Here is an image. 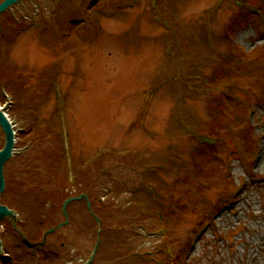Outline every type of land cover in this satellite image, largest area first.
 Instances as JSON below:
<instances>
[{"label": "rangeland", "instance_id": "374dc122", "mask_svg": "<svg viewBox=\"0 0 264 264\" xmlns=\"http://www.w3.org/2000/svg\"><path fill=\"white\" fill-rule=\"evenodd\" d=\"M91 1L20 0L0 14V87L8 77L11 90L1 104L11 107L15 154L22 152L6 164L2 201L15 205L27 188L43 187L45 173L37 169L49 161L40 157L58 149L55 166L69 179L77 172L79 182L62 188L93 194L108 226L92 264L143 249H161L152 254L158 264H264V0H253V13L244 12L238 25L232 20L240 0H133L121 9L119 0H101L104 11L116 10L101 14L92 38L81 32L87 26L62 38ZM47 28L60 37L40 40ZM230 41L248 59L232 54ZM179 66L197 75L183 78ZM217 75L224 85L203 84L208 76L219 82ZM12 90L21 94L15 107ZM198 128L220 138L206 143ZM151 163L164 165L156 171L171 187L160 191L156 214L155 206L141 214L132 197L140 188L150 192L144 181L156 172ZM7 222L5 251H14L18 264H49L44 255H34L37 261L15 250L20 238ZM97 229L76 205L71 222L48 241L53 248L63 242L68 260L83 264Z\"/></svg>", "mask_w": 264, "mask_h": 264}, {"label": "trees", "instance_id": "16d2710c", "mask_svg": "<svg viewBox=\"0 0 264 264\" xmlns=\"http://www.w3.org/2000/svg\"><path fill=\"white\" fill-rule=\"evenodd\" d=\"M100 1L101 0H94L92 3H90L85 9L86 13L84 14V16L80 15L78 17H72L69 20L66 36L72 35L73 32H76V30H78L79 28L85 27V26H87V28L85 30L84 29L81 30V32H86L89 35L88 37L93 36V34H91L92 33L91 26L92 25H99V18L101 16V14H112L116 9L125 8L126 6H128V3L131 0H119L118 1L119 3H117L115 5L116 9H109L107 11H104L105 9L99 7ZM239 2H240V4L238 5L239 6V12L233 18L236 25H238L239 22H242L244 20V17H245L244 12L253 13V11H254L252 9V7L254 5L253 0H240ZM256 11L261 13L262 9L258 8ZM164 19H165V17H164ZM234 21H233V23H234ZM168 24H170V23L168 22ZM170 25H168V27H170ZM90 30H91V32H90ZM61 35L63 36L62 38H64L65 35L64 34H61ZM59 37L60 36L57 34V32L55 33V31L52 28L42 29L40 32V40L49 38L50 41H52V39L55 40ZM228 45L230 47V50L232 51V54H240L241 53V54H243V56H246V59H248L247 52L242 50V48H240L233 41H230L228 43ZM176 46H177V50H178L179 55H180L179 59L180 60L183 59L186 62V58L182 57V52L180 51L177 43H176ZM191 63H192V65H194L195 62L192 60ZM180 67L181 66H179V70L183 71V73H184V74L182 73V75H185V77H183V78H186L187 76L194 78L195 76H193V75H197V74L186 75L184 70L186 71V70L190 69V66L188 67V69H187V66H185L184 68H181V69H180ZM193 67L198 68L197 65L192 66V70H193ZM217 70H218V68H217ZM218 77H219L220 81L215 82L212 79L209 80V76H208V78L206 79V81L203 84L216 86L219 83H221L224 85L226 80L220 78L219 75H217L215 78H218ZM5 78L9 79L8 77H5ZM5 78H4V85H2V86L4 87L6 92H8V90L11 92V90L9 89L10 87L6 85V79ZM0 79H2V78L0 77ZM48 79H50V78H48ZM49 82H50L49 86L52 89L53 88V86L51 85L52 80H49ZM188 82H189V80L186 79V83H188ZM7 88H8V90H7ZM187 90H189V89L187 88ZM12 92H13L15 97L12 100L13 105H11V106L15 107V106L20 104L18 99H20L21 94L18 95V93L14 90H12ZM4 99H5V97L2 94L1 87H0V102L1 101L3 102ZM179 99H182L184 104H186L185 97L183 95H181ZM215 101H216V99H212L213 103ZM9 112H11V107L9 108ZM192 119L193 118L189 117L187 120L189 122ZM198 129L200 131H202V133H205V136L209 137L210 139H212L214 141H216L217 139L220 138L217 134L218 132L214 131V129H209L208 131H207V129L206 130H202V128H198ZM59 140H61V139L58 138V141ZM57 152H58V149L54 152L46 150L43 152V154L40 157L44 161L47 159L49 161L48 164H45L44 166H40L37 169V170H39L38 171L39 175L41 173H45V177H44L45 180L43 181L44 182L43 187H41V188L35 187V189H38V191H36V192H35V189L27 188L28 191L26 193H24L23 195L22 194L18 195L21 197V199H19L17 201L12 200V202L15 204V206L17 204L19 205V204L23 203V205H19L20 207H18V208L22 209L21 210L22 216L24 215L22 218L24 219V222H19L18 227L21 230L22 234L30 242L40 241L41 237H42L41 233H43V231H45L46 229L55 226L59 222L60 219L56 220V208H57V205L61 206V204L63 203V201L67 197V194L64 192L63 186H64V184L67 185L69 183V181H70L69 175H68V171H60L58 169V167L55 166L56 161L54 160L53 157H56ZM61 155H62V153H61ZM151 164H153V166H156L155 163H151ZM200 177H203V175H200ZM74 180H75V182L79 183L77 172H75ZM24 183H25V180H24ZM144 183L147 184V186L150 189V192H148V191L145 192L144 190H140V189H144V188L137 189V191L135 190L133 192V197H132V199H134V200H132V201H134V207L137 208L139 213L145 214L149 211H146L144 209V207L155 206L154 210H155V214H156L157 213V209H156L157 204H158L159 199H161L159 197L160 191L167 190L169 186L171 187V185L169 182H167V180L164 177L159 175V172H155L154 174H152V173L148 174L147 173ZM14 190H17L16 186H13L12 191H14ZM81 192H85V191L82 189ZM58 193L60 195H58ZM86 193H87V195L91 201L93 212L98 217H100L101 221H102V232L100 235L101 236V243H100V246L98 249V253H99L101 250V247L103 245L104 240L106 239L107 236H109V235H106L108 232V226L105 222V216L103 214H101V212L96 207V205H94L95 203L93 202V199L95 200V198L93 197V194L88 193V192H86ZM151 193H154V195H151ZM91 196H92V199H91ZM29 197H32L31 201L28 200ZM42 197H45V198L42 199ZM47 202H50L49 207L46 206ZM76 205H78L79 207H83V210L86 212V210H87L86 209V203L84 200H81V201L71 202L67 206V211H68L69 215L73 214V208ZM18 208H16V210H18L20 212V210ZM170 212H171V210L169 212H167V215L170 214ZM158 214H160V210H159ZM200 217H202V215ZM140 218L143 219V216L142 217L140 216ZM28 223H31V226H28ZM118 224L122 226L124 224V222L120 221V223H118ZM116 241L119 243V239H116ZM115 248H117L116 249L117 251H119L121 249L120 247H115ZM127 252L128 251H126L123 256L121 255V257H118V258L115 257L113 259H110L109 264H124V263H127L128 261H131L132 264H151V262H152V260L150 259V257L148 255H142L141 256L139 254V252H135V251L134 252L130 251L128 253ZM118 254H120V253H118ZM48 257L49 256H46V257H44V259H48Z\"/></svg>", "mask_w": 264, "mask_h": 264}, {"label": "water", "instance_id": "95a60500", "mask_svg": "<svg viewBox=\"0 0 264 264\" xmlns=\"http://www.w3.org/2000/svg\"><path fill=\"white\" fill-rule=\"evenodd\" d=\"M17 1L18 0H3L2 2H0V12L5 10L10 4L15 3ZM0 126L3 130V133H4V145H3V148L0 150V194H1V192L4 190V186H5L4 173H3L4 163L11 156L12 148H13V144H14V131L12 128V124H11L9 118L6 116L4 110L1 109V107H0ZM73 199H74V197H71V198L67 199L66 202L63 204L64 213H65L66 204ZM88 207H89V203H88ZM5 216L15 217V212H14V210H12V209L8 208L7 206L1 204V202H0V221ZM97 221H99V220L97 219ZM50 231H53V229H50L48 232H50ZM1 247H2V243H1V238H0V252H1ZM94 253H95V251L92 253L91 258L86 262V264L90 263Z\"/></svg>", "mask_w": 264, "mask_h": 264}, {"label": "bare ground", "instance_id": "6f19581e", "mask_svg": "<svg viewBox=\"0 0 264 264\" xmlns=\"http://www.w3.org/2000/svg\"><path fill=\"white\" fill-rule=\"evenodd\" d=\"M260 159H261L260 166L264 167V144H263V148H262V151H261Z\"/></svg>", "mask_w": 264, "mask_h": 264}]
</instances>
